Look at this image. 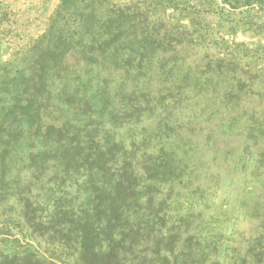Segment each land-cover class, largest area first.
<instances>
[{
  "label": "rangeland",
  "instance_id": "374dc122",
  "mask_svg": "<svg viewBox=\"0 0 264 264\" xmlns=\"http://www.w3.org/2000/svg\"><path fill=\"white\" fill-rule=\"evenodd\" d=\"M0 264H264V0H0Z\"/></svg>",
  "mask_w": 264,
  "mask_h": 264
},
{
  "label": "trees",
  "instance_id": "16d2710c",
  "mask_svg": "<svg viewBox=\"0 0 264 264\" xmlns=\"http://www.w3.org/2000/svg\"><path fill=\"white\" fill-rule=\"evenodd\" d=\"M65 126H66V128L64 129L65 132H66V133H69L70 131H69V129H68V128H69V127H68V124H66Z\"/></svg>",
  "mask_w": 264,
  "mask_h": 264
}]
</instances>
